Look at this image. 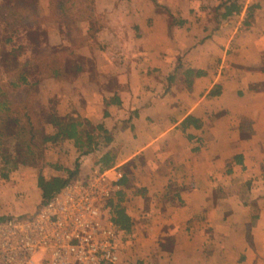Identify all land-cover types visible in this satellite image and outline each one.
<instances>
[{
    "label": "crops",
    "instance_id": "1",
    "mask_svg": "<svg viewBox=\"0 0 264 264\" xmlns=\"http://www.w3.org/2000/svg\"><path fill=\"white\" fill-rule=\"evenodd\" d=\"M2 34L17 87L97 144L48 143L43 177L124 173L123 264H264V0H0ZM24 191L43 199L20 183L0 217L35 213L9 207Z\"/></svg>",
    "mask_w": 264,
    "mask_h": 264
},
{
    "label": "built area",
    "instance_id": "2",
    "mask_svg": "<svg viewBox=\"0 0 264 264\" xmlns=\"http://www.w3.org/2000/svg\"><path fill=\"white\" fill-rule=\"evenodd\" d=\"M123 178L99 162L33 215L0 217V264H123L112 206Z\"/></svg>",
    "mask_w": 264,
    "mask_h": 264
},
{
    "label": "rangeland",
    "instance_id": "3",
    "mask_svg": "<svg viewBox=\"0 0 264 264\" xmlns=\"http://www.w3.org/2000/svg\"><path fill=\"white\" fill-rule=\"evenodd\" d=\"M8 36L10 35H0V86H3L4 91L6 92V96L3 99L11 102V107L16 112H3L1 117L4 119L3 123L0 119V126L2 124V126H5V129L3 128L4 131L0 132L1 194H4L9 188L17 187L20 183H23L26 186H31L32 183L39 180L40 177H43L44 167L48 164L46 145H42L38 141L39 138L41 139V136L37 137V141H35L36 145L34 146L33 143L30 142L31 135L28 136V129H25L27 133L26 137H24L20 131V134L16 138V126L10 125L12 120H20L22 124L27 123L24 107H26L28 102H33V100L36 99L37 92L35 89L26 86L22 88L17 87L16 77L20 71V69L18 70L16 63L18 59L11 58L9 49H5L2 45L3 41ZM89 130H91V128H89ZM27 146H31L29 150ZM8 199L10 200L9 207L13 211H16V209H27L31 207L33 203L38 204V209L40 205L45 202L41 197H36V195L34 196L30 192L28 193V191H24V193L17 192L16 194L10 195ZM0 208L1 211H3L2 209H5L2 206ZM24 216L30 215L17 217Z\"/></svg>",
    "mask_w": 264,
    "mask_h": 264
},
{
    "label": "trees",
    "instance_id": "4",
    "mask_svg": "<svg viewBox=\"0 0 264 264\" xmlns=\"http://www.w3.org/2000/svg\"><path fill=\"white\" fill-rule=\"evenodd\" d=\"M9 3V2H8ZM7 4L6 7L10 8V14L4 19L7 22H11L13 27H17L23 22L20 20V16H17L16 10H14L17 3ZM32 15L25 16V18H30ZM25 85L28 86L27 76L26 74H21L20 78V86ZM1 92V90H0ZM57 100L50 99L49 103L43 104L41 100H35L28 102L26 107H24V111H26L27 125L22 124L20 120H12L10 125H15L17 129V133L15 137L17 138L20 134L27 136L25 129L28 131V136L31 135L30 142L35 146L37 141V137L39 138V143L42 145H47L48 143L56 144L60 141L65 140H73L76 142L77 147L79 149H88V151L92 150V148L96 147L95 138L91 135L90 130L84 131V123L81 121H77L73 118H63L57 113ZM0 119L3 123L4 119L1 118V114L3 112H16L11 108V102L4 100L0 95ZM3 115V114H2ZM6 121V120H5ZM3 125V124H2ZM0 126V132L4 131L5 126ZM4 128V129H3ZM98 130H102L101 127ZM3 134V133H2ZM1 144V143H0ZM32 145V144H31ZM38 145V144H37ZM40 146V145H38ZM31 146H27L28 150ZM77 170L74 172H70V177L68 180L55 178L51 181H47L45 178H39V187L42 191V197L44 201L52 198L56 193L60 192L64 186H66L69 182L73 181L76 178ZM126 218L119 214V219L116 220V224L119 226L122 224Z\"/></svg>",
    "mask_w": 264,
    "mask_h": 264
}]
</instances>
